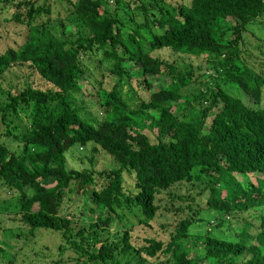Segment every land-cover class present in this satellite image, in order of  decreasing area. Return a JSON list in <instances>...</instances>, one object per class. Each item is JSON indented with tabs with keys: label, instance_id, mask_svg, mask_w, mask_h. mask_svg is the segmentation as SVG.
Here are the masks:
<instances>
[{
	"label": "trees",
	"instance_id": "obj_1",
	"mask_svg": "<svg viewBox=\"0 0 264 264\" xmlns=\"http://www.w3.org/2000/svg\"><path fill=\"white\" fill-rule=\"evenodd\" d=\"M108 1L0 0L1 9L15 8L3 22L23 26L11 46L0 47V80L27 64L50 86L1 90L0 216L11 230L25 229L28 241L40 231L60 240L57 259L30 248L34 259L16 263L14 255L7 264H264V179L254 185L235 177L264 175V72L248 49L264 56V0H112V10ZM121 9L130 11L132 28ZM165 48L204 58L207 70L196 74L153 55ZM87 59L115 78L110 91L97 90V121L73 96L93 97ZM124 77L141 100L134 108L116 91ZM88 143L110 163L69 166V149ZM194 169L208 179L206 210L220 213L205 225L212 232L191 234L203 208L170 190ZM70 194L86 203L90 224L74 225L64 214ZM224 216L238 230L232 236L214 234Z\"/></svg>",
	"mask_w": 264,
	"mask_h": 264
},
{
	"label": "rangeland",
	"instance_id": "obj_2",
	"mask_svg": "<svg viewBox=\"0 0 264 264\" xmlns=\"http://www.w3.org/2000/svg\"><path fill=\"white\" fill-rule=\"evenodd\" d=\"M149 1V0H147ZM183 2L184 4L188 3V0H166L171 4H178L179 2ZM108 6L112 10L114 8V2L112 0L108 1ZM122 6L127 8V4L123 1ZM15 11L14 7H4L0 8V47L1 50H4L5 47L11 46L13 40L16 39L14 36V31L20 30L19 28H23V26H18L15 22H6L4 23V19H8L11 17L13 12ZM120 17L122 18L126 28H132L134 26L133 22L129 19L130 11L128 13L123 12V9L119 11ZM258 22H262L264 24V18H259ZM18 26V27H17ZM258 31V28H255V32ZM254 40L252 39V43ZM251 52H253L255 57L258 59L257 63H255L256 67L264 72V56L259 55L257 51L253 48V46H249L248 48ZM248 50V52H250ZM153 55L157 58L169 61V62H176V63H183L189 64L195 70L196 74L200 71H206L207 65L205 63V59L202 57H192V56H179L173 53L171 50L165 48L153 52ZM84 67L89 72L90 77L92 80H89V84L95 87V91L93 92V97L81 95L79 93L73 94L76 103L79 104L82 109L81 113L90 116L93 120H99L101 118L100 115V106H99V99L100 96L97 95V90L105 89L106 91H110L112 86L114 85L115 78L107 75L104 73L105 71L103 68L105 66L98 65V61L87 59L84 61ZM259 64V65H258ZM262 64V65H260ZM104 73V75H102ZM86 74L81 78L82 82L84 83L87 81L85 78ZM161 79H164L161 76ZM29 84L30 86L46 90L50 88L48 84L43 82V80L39 77V75L34 71L33 68L25 65H14L8 71L1 76L0 80V99H4V94L1 92L2 89H6L7 87H13L14 90H21L25 87V85ZM159 87L158 82L152 83L153 90H157ZM117 93L119 94L120 100L125 104L127 108H134L139 104L141 101L140 98L137 96L136 89L133 85H130L127 82L126 77H124L123 81L119 83V86L116 88ZM264 102V101H263ZM149 138L151 143H156V136L155 132L151 131V129L146 128L143 131ZM92 144L88 143L85 145H75L69 149L67 152V162L69 166H75L76 168L79 166H87L90 167L93 163L97 168H103L107 164L110 163L111 158L102 151H97L93 153L91 151ZM92 160V161H90ZM235 177L240 180L242 183L247 184L250 182L251 184H256L257 178L264 179V175H260L258 173H253L249 175H238L236 174ZM131 178L129 176L125 177V188L132 189L130 187ZM208 183V179L203 177L199 169H194L191 175V178L188 181H183L181 183H177L174 185L170 190L181 197H187L188 202L190 198L194 199L195 203H198L203 211H201L199 218H201L198 222H196L193 227L191 228V234H196L202 232L204 229L208 232H212L211 229L215 224V216L220 214L217 211L213 210H206V200L211 197L210 192L206 190L205 185ZM205 187V189H204ZM162 195L160 197L164 198L165 196ZM68 202L67 206L64 209L65 212L70 215V221L74 225H88L92 219V215H89L88 208L85 206L84 201H79L75 194H70L67 196ZM15 199H7L6 204L9 206H14ZM188 202L186 204H188ZM61 212V215L63 214ZM135 214L126 212L125 213V220L128 222L136 223L137 217L134 216ZM9 217L5 214L0 216V264H7V261L12 258L14 255V259L16 258V263H20L22 259V255L27 256L30 260L34 259V253L29 251L30 248H34L37 250H42L50 259H57L58 258V251L57 246L60 243L58 237L53 234L52 232H42L40 231L32 241H28L25 239L24 234L26 232L25 229H17L11 230ZM225 222H223L220 230H215L218 234L219 231L221 232V236H232L233 232L232 229H235L227 219L228 216H224ZM209 223L210 227H206L205 225ZM126 224V222H123ZM122 223V224H123ZM2 226H5L7 229L2 230ZM237 230V228H236ZM238 231V230H237ZM46 247V248H44ZM72 255V252L67 250L64 254L65 260H71V258H67V256ZM136 254H132L129 256L118 254L117 259H122L125 257H134ZM191 256V255H190ZM138 257V256H137ZM51 260L47 261L46 264H51ZM123 261V259H122ZM149 264V263H148Z\"/></svg>",
	"mask_w": 264,
	"mask_h": 264
}]
</instances>
